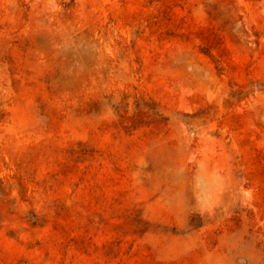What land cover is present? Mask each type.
Instances as JSON below:
<instances>
[{
  "label": "rangeland",
  "instance_id": "rangeland-1",
  "mask_svg": "<svg viewBox=\"0 0 264 264\" xmlns=\"http://www.w3.org/2000/svg\"><path fill=\"white\" fill-rule=\"evenodd\" d=\"M0 264H264V0H0Z\"/></svg>",
  "mask_w": 264,
  "mask_h": 264
}]
</instances>
